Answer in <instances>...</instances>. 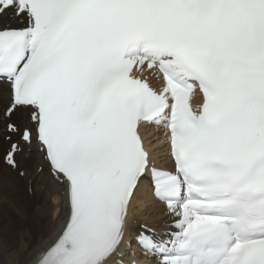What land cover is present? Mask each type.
I'll use <instances>...</instances> for the list:
<instances>
[{
    "label": "snow or ice",
    "instance_id": "obj_1",
    "mask_svg": "<svg viewBox=\"0 0 264 264\" xmlns=\"http://www.w3.org/2000/svg\"><path fill=\"white\" fill-rule=\"evenodd\" d=\"M5 86L3 162L23 177L39 154L69 207L36 264H264V0H0ZM146 176L168 222L129 235Z\"/></svg>",
    "mask_w": 264,
    "mask_h": 264
},
{
    "label": "bare ground",
    "instance_id": "obj_2",
    "mask_svg": "<svg viewBox=\"0 0 264 264\" xmlns=\"http://www.w3.org/2000/svg\"><path fill=\"white\" fill-rule=\"evenodd\" d=\"M9 94L8 87H0V154L8 145L4 140L3 126L6 122L4 112L10 104ZM26 116L27 110H22L12 120L23 125L26 122L21 119H26ZM38 165L44 167L40 173ZM26 168L25 177H17L21 186H14L11 175L16 178V171L0 161V264H35L43 248L57 236L69 212L64 185L49 174L48 165L42 157L34 155ZM25 186L27 191L23 201L16 199L14 196L21 190L18 188L23 190ZM135 204L140 210L137 222L147 220L154 226H163L166 218L161 216L166 209L143 188L137 192Z\"/></svg>",
    "mask_w": 264,
    "mask_h": 264
},
{
    "label": "rangeland",
    "instance_id": "obj_3",
    "mask_svg": "<svg viewBox=\"0 0 264 264\" xmlns=\"http://www.w3.org/2000/svg\"><path fill=\"white\" fill-rule=\"evenodd\" d=\"M6 122H8V120H7ZM6 122H5V123H6ZM5 126H6V125L4 124V126H3L4 129H5ZM7 148H8V145H7L6 148L3 149L4 151L1 152V153H2V158L0 157V161H3V155H4V153L6 152V149H7ZM0 156H1V154H0ZM34 168H35V167H34ZM8 173H9V172H8ZM9 174H10V173H9ZM10 175H11V174H10ZM11 179H12L11 182H12V184H13L14 186H21V184H20V179H19V178H14V177L12 178V175H11ZM15 181H16V182H15ZM13 182H15V183H13ZM18 189H19V190L21 189L20 191L17 192V195H18V196H17V195H15V196L13 195V196L16 197V199H19V200L23 201V198H24V192H22V191H23V190H22V187H20V188H18ZM19 193H20V194H19ZM21 193H22V194H21ZM22 195H23V196H22ZM13 196H12V197H13ZM21 198H22V199H21ZM51 202L53 203V201H52V197H51ZM54 211H55V210H54Z\"/></svg>",
    "mask_w": 264,
    "mask_h": 264
}]
</instances>
